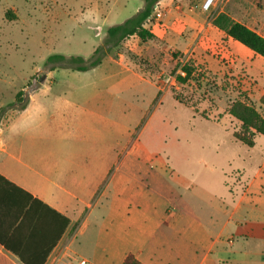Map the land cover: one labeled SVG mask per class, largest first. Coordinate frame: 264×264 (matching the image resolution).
Listing matches in <instances>:
<instances>
[{"label":"rangeland","instance_id":"1","mask_svg":"<svg viewBox=\"0 0 264 264\" xmlns=\"http://www.w3.org/2000/svg\"><path fill=\"white\" fill-rule=\"evenodd\" d=\"M141 3L0 0V112L35 90L97 92L94 105L115 109V161L87 198L72 255L61 264H123L130 253L155 254V264H195L192 254L264 264V136L253 148L236 142L227 115L241 84L230 75L219 80L165 40L117 44L108 28L133 17ZM146 24L152 30L161 23ZM53 55L66 59L49 60ZM93 56L123 66L78 71L71 60ZM178 61L195 68L185 84L173 73Z\"/></svg>","mask_w":264,"mask_h":264},{"label":"crops","instance_id":"2","mask_svg":"<svg viewBox=\"0 0 264 264\" xmlns=\"http://www.w3.org/2000/svg\"><path fill=\"white\" fill-rule=\"evenodd\" d=\"M204 2L161 0L164 17L154 21L161 24L152 33L219 80L233 76L232 82L241 84L243 93L237 99L243 95L264 112L260 104L264 58L214 24L218 15L226 14L264 38V0H222L210 12H203ZM105 64L123 66L111 56L99 67ZM127 71L131 72L128 67ZM134 75L146 81L143 75ZM103 79L113 78L105 75ZM100 94L35 90L19 94L22 100L15 107L0 112V264H25L21 256L42 259L45 254L44 264H61L68 253L72 255L70 244L84 204L99 180L109 176L116 156L111 145L117 128L115 109L94 105L92 100ZM234 121L235 131L240 123ZM251 185L245 186V193ZM158 221L169 223L165 217ZM133 255L144 264H155V254ZM192 255L195 264L225 260V254H217L216 259L212 254Z\"/></svg>","mask_w":264,"mask_h":264},{"label":"trees","instance_id":"3","mask_svg":"<svg viewBox=\"0 0 264 264\" xmlns=\"http://www.w3.org/2000/svg\"><path fill=\"white\" fill-rule=\"evenodd\" d=\"M161 0H145L144 7L137 12L133 17L127 19L125 22L112 26L108 28L107 34L110 38H116V43L121 44L126 41L136 40L137 44H143L156 39V36L152 33L151 30L146 28V23L151 17L152 10L158 2ZM214 24L219 29L223 30L229 37L238 41L245 47L249 48L256 54L264 58V38L257 34L255 31L249 29L245 25L233 21L228 15L220 14L214 19ZM100 49H97L94 53V56L99 54ZM182 55V54H181ZM90 60L88 63L82 57H72L76 64H79L76 70L78 71H87L93 69L96 66L100 65L102 59L96 58ZM173 58H177L176 54H173ZM66 57L62 55H53L49 60H65ZM85 65H82V64ZM81 65V66H80ZM181 62L178 61V64L173 71L175 74ZM183 70L186 72V76H177L176 79L179 83H187L191 77L194 75L195 68L192 64H184ZM261 106L264 108V95L260 100ZM228 115L236 119L240 125L237 130L232 134L233 139L247 147H254L256 144V138L259 135L264 136V116L263 114L245 98L241 95L238 99L233 101L228 106ZM206 120H209L208 117H205ZM219 122V118L216 119ZM69 222V221H68ZM48 254L41 259L35 257L32 259H26L21 256V260L25 264H44ZM124 264H144L136 258L133 254L126 255L124 259Z\"/></svg>","mask_w":264,"mask_h":264},{"label":"built area","instance_id":"4","mask_svg":"<svg viewBox=\"0 0 264 264\" xmlns=\"http://www.w3.org/2000/svg\"><path fill=\"white\" fill-rule=\"evenodd\" d=\"M220 1L222 0H205V2L202 5L203 12H210ZM163 17H164V11L158 2L157 4H155L152 10L151 17L149 18L148 22H152V21L160 22L163 19ZM183 65L184 63L181 62V66L176 72L177 76L178 75L182 77L186 76V72L183 70ZM69 264H72V263H69ZM78 264H86V261L80 260Z\"/></svg>","mask_w":264,"mask_h":264}]
</instances>
